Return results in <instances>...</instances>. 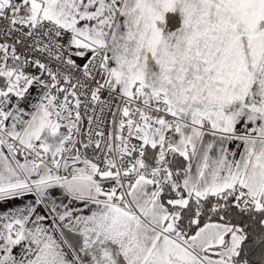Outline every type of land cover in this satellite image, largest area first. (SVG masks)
Listing matches in <instances>:
<instances>
[{
	"label": "snow or ice",
	"instance_id": "6c2138e0",
	"mask_svg": "<svg viewBox=\"0 0 264 264\" xmlns=\"http://www.w3.org/2000/svg\"><path fill=\"white\" fill-rule=\"evenodd\" d=\"M0 264H264V0H0Z\"/></svg>",
	"mask_w": 264,
	"mask_h": 264
},
{
	"label": "crops",
	"instance_id": "0c3cea01",
	"mask_svg": "<svg viewBox=\"0 0 264 264\" xmlns=\"http://www.w3.org/2000/svg\"><path fill=\"white\" fill-rule=\"evenodd\" d=\"M182 22L179 10L177 9L175 12H167L165 13V28L166 30H174L175 28L179 27ZM30 198V197H29ZM15 203H19V201H16ZM68 236V239L73 244L79 243V237L71 233L69 230H64Z\"/></svg>",
	"mask_w": 264,
	"mask_h": 264
},
{
	"label": "trees",
	"instance_id": "16d2710c",
	"mask_svg": "<svg viewBox=\"0 0 264 264\" xmlns=\"http://www.w3.org/2000/svg\"><path fill=\"white\" fill-rule=\"evenodd\" d=\"M246 222H249L250 223V221H247V220H246Z\"/></svg>",
	"mask_w": 264,
	"mask_h": 264
}]
</instances>
